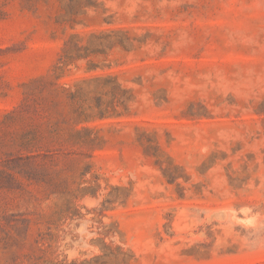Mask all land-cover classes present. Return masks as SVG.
Wrapping results in <instances>:
<instances>
[{"label":"rangeland","instance_id":"obj_1","mask_svg":"<svg viewBox=\"0 0 264 264\" xmlns=\"http://www.w3.org/2000/svg\"><path fill=\"white\" fill-rule=\"evenodd\" d=\"M0 264H264V0H0Z\"/></svg>","mask_w":264,"mask_h":264}]
</instances>
